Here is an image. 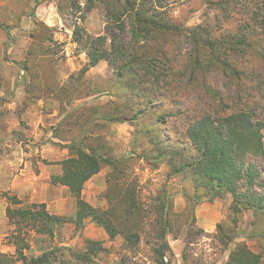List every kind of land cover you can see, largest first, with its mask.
<instances>
[{
  "label": "rangeland",
  "instance_id": "1",
  "mask_svg": "<svg viewBox=\"0 0 264 264\" xmlns=\"http://www.w3.org/2000/svg\"><path fill=\"white\" fill-rule=\"evenodd\" d=\"M93 2L94 7L89 0H0V23H5L0 26V251L15 253L9 244L15 227L6 216L10 195L21 199L23 206L46 203L50 213L69 220L53 240L34 239L29 255L53 247L83 251L89 240H95L106 248L95 264H121L124 257L151 263L152 236L148 234L140 249L132 250L123 236L111 239L90 219L78 228L70 221L76 217L77 200L68 188L53 183L62 173L58 163L70 154L61 145L81 133H94L93 137L108 143L109 155L118 164H106L86 184L84 200L108 210L111 199L135 177L137 201L149 214L146 229H151L150 222L156 224L164 201L168 204L166 211L170 210L173 225L168 234L169 264H226L239 243L260 254L264 264V213H237L231 194L213 201L203 197L188 174L173 175L178 164L173 165L170 157L156 158L159 151L150 136L160 147L185 146L189 122L197 115L221 110L219 101L212 100L214 96L204 86L225 100L236 93L237 78L225 73L230 69L211 68L208 60L196 64L191 33L224 25L215 33L220 36L224 31H236L241 22L227 21L210 0H168L163 16L178 30L143 42L138 52L158 59V71L163 73L160 86L155 78L143 84L140 77L133 79L128 73L121 78L107 61L85 71L89 60L85 47L75 40L74 29L83 27L85 36L93 38L106 35L104 5ZM127 36L132 40L131 32ZM259 39L264 47V34ZM256 47L230 62L250 75L249 80H242L243 95L256 104V118L264 124V58L259 55L263 50ZM141 66L134 72L144 75ZM130 80L132 88L128 87ZM141 90L145 93L138 96ZM152 99L154 105L136 122L103 119L106 115L132 117ZM252 160L264 184V159ZM197 196H201L199 204L194 203Z\"/></svg>",
  "mask_w": 264,
  "mask_h": 264
},
{
  "label": "trees",
  "instance_id": "2",
  "mask_svg": "<svg viewBox=\"0 0 264 264\" xmlns=\"http://www.w3.org/2000/svg\"><path fill=\"white\" fill-rule=\"evenodd\" d=\"M167 1L98 0L105 8L106 35L93 38L85 36L83 27L74 29L75 40L85 47L89 60V66L85 71L107 61L121 78L128 73L133 79L140 77V83L143 84H148L155 78L160 86L163 73L158 71V59H151L138 51L143 42H149L157 35L178 30L176 25L163 16ZM89 2L93 3L94 7L93 0ZM210 3L218 6L227 21L237 19L241 25L236 31H224L220 36L215 33L221 31L224 25L218 30L204 27L192 31L197 51L196 64L201 66L203 60H208V66L211 68L223 66L230 69L225 73L237 78L236 93L225 100L216 90L204 86L207 92L214 96L212 100L219 101L221 110L216 114L205 113L195 116L186 129L185 146L160 147L161 143L152 135L151 140L159 151L156 158L170 157L173 165L178 164L173 175L188 174L197 191H203V197L213 201L231 194L232 208L237 213L243 210L264 213L262 173L252 160L264 159V124L256 118V104L251 103L243 95L242 80H249L250 75L234 68L230 62L233 57L245 54V50L253 46H257L258 51L263 50L259 55L264 58V47L259 39L261 34H264V0H210ZM216 21H220V17ZM4 25L5 23H0V26ZM129 32L132 33L130 41L127 36ZM137 66L145 70L144 75L134 72ZM192 72L196 74L193 65ZM128 84L130 88L134 86L132 80L128 81ZM258 84L262 85L261 82ZM137 93L138 96L144 95L145 90ZM151 105H154L153 99L148 102L145 109L132 117L128 114L106 115L103 119L113 123L136 122ZM84 128L85 125H82L81 130ZM146 133L149 135L151 132L148 130ZM93 136L94 133L87 135L81 133V136L61 145L68 149L70 154L68 158L58 163L62 167V173L54 178L53 183L68 188L77 200V214L70 221L78 228H82L90 219L103 227L111 239L123 236L132 250L140 249L143 238L149 234L153 237L149 248L150 264H169L167 257L172 248L168 234L171 233L170 228L173 225L170 210L166 211L168 204L164 201L160 207L162 212L156 221L157 226L150 222L151 229H146L149 214L144 205L137 201L138 181L135 177H131V183L126 187L123 185L111 199V207L108 210L97 208L83 199L86 184L98 175L106 164L112 166L118 164L109 155L108 143L103 138ZM94 142L95 145L92 146ZM177 160L179 163H175ZM7 199L9 206L6 216L15 227L9 237V244L13 245L15 253L0 251V264H95L100 255L106 252L103 242L89 240L83 251L53 247L43 250L40 254L29 255L33 241L42 238L53 240L56 231L69 220L50 213L46 203L23 206V201L17 196L7 195ZM200 201L201 196H197L194 203L199 204ZM150 231L152 232L149 233ZM262 262L260 254L254 252L246 243H239L230 253L226 264ZM121 264L148 263L135 260V257H124Z\"/></svg>",
  "mask_w": 264,
  "mask_h": 264
}]
</instances>
